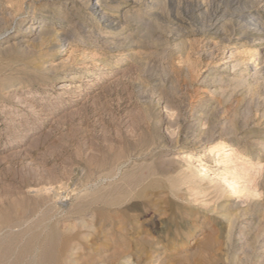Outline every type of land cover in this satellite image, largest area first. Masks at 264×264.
<instances>
[{"label":"rangeland","instance_id":"rangeland-1","mask_svg":"<svg viewBox=\"0 0 264 264\" xmlns=\"http://www.w3.org/2000/svg\"><path fill=\"white\" fill-rule=\"evenodd\" d=\"M100 1L0 0V264H264L254 0Z\"/></svg>","mask_w":264,"mask_h":264},{"label":"bare ground","instance_id":"bare-ground-1","mask_svg":"<svg viewBox=\"0 0 264 264\" xmlns=\"http://www.w3.org/2000/svg\"><path fill=\"white\" fill-rule=\"evenodd\" d=\"M90 1V0H89ZM110 2L109 0H104V2ZM134 1V0H133ZM136 1V0H135ZM138 1V0H137ZM204 1V0H203ZM208 1V0H207ZM210 1V4H208L207 5V7H209L210 9H212L211 7H213L214 8V4H215V0H209ZM242 1V0H241ZM248 1V0H247ZM251 1V0H250ZM100 0H95V3L94 4H92L91 5V10L94 12V14H96L97 16H99V19L100 20H103V19H105L104 18V16L102 15V13H101V6H100ZM105 2V3H106ZM118 2V1H117ZM132 2V1H131ZM152 2V1H151ZM155 2H157L158 3V0L156 1L155 0ZM173 2V1H172ZM253 2V1H252ZM91 3V2H90ZM114 3V2H113ZM112 3V4H113ZM138 3V2H137ZM136 3V4H137ZM153 3V2H152ZM160 3V2H159ZM158 3V4H159ZM235 3H236V1H235ZM241 3V2H240ZM254 3H255V5H254V7L256 8L255 10H254V13H259L260 11H262L263 9H264V0H254ZM103 4V3H102ZM107 4V3H106ZM148 4H151V3H148ZM199 4V3H198ZM253 4V3H252ZM111 5V4H110ZM152 5V4H151ZM241 5V4H240ZM104 6V5H103ZM107 6V5H106ZM146 6V5H145ZM150 6V5H149ZM153 6V5H152ZM239 6V5H238ZM180 7V6H179ZM204 7H205V4L204 3H202V4H200L199 5V9L198 10H202V9H204ZM208 9V8H207ZM207 11V10H206ZM205 11V12H206ZM200 12V11H199ZM263 12V11H262ZM243 14H244V12H242ZM254 13H253V7H252V9H250V11H248V12H245V14H244V16H241V17H243L244 19H246V20H248V25H250V27L252 28V29H250L249 31H247V32H245L243 35H241V37L240 36H238V37H240V38H234V39H229V43L230 42H233L234 40L235 41H237V40H242V41H245V42H248V45L249 46H253V47H258V46H260V45H262L263 43H264V27H262V23H261V21H258V20H261V19H255L254 17ZM119 14V13H118ZM116 15L115 16V18L116 19H118V18H120V15ZM259 16V15H258ZM123 17V16H122ZM217 17V14L215 13V10H213V12H211V14H210V22H211V24H212V22H213V27H215L216 25H215V20L217 19L216 18ZM240 17V18H241ZM192 18V17H191ZM193 18H195V17H193ZM216 18V19H215ZM219 18V17H218ZM257 18V17H256ZM243 19V20H244ZM191 20V19H190ZM193 20V19H192ZM239 20H241V19H239ZM105 21V20H104ZM116 22V20L115 19H113V20H111V22H110V24L112 25V24H114ZM117 23V22H116ZM195 23V22H194ZM208 23V22H207ZM106 25V24H105ZM236 25V24H235ZM246 25V24H245ZM247 25V26H248ZM104 26V25H103ZM207 26H209V25H207ZM211 26V25H210ZM109 27V26H108ZM245 27V26H244ZM242 28V27H241ZM21 29V28H20ZM26 29H30L31 31H33L34 32V30H36L37 29V27H35V26H29L28 28H26ZM40 29V28H39ZM211 30V29H210ZM27 32H29V31H27ZM37 32V31H36ZM214 32V31H213ZM241 32V31H240ZM26 33V32H25ZM111 33V32H110ZM216 33V32H215ZM39 34V33H38ZM241 34V33H240ZM97 35L99 36V38H102V37H106L105 35H101V32L100 33H97ZM13 37V36H12ZM228 37V36H227ZM18 39V38H17ZM101 40V39H100ZM114 40V39H113ZM209 40V39H208ZM225 40V39H224ZM226 40H227V38H226ZM102 41H105V40H102ZM241 41V42H242ZM106 42V41H105ZM10 44V43H9ZM116 44V43H115ZM211 44H213V43H211ZM227 44V43H226ZM215 46V45H214ZM107 47H108V45H107ZM210 47V46H209ZM208 47V48H209ZM241 47V46H240ZM211 48V47H210ZM217 48V47H216ZM109 49V48H108ZM205 49V48H204ZM215 49V48H214ZM213 49V50H214ZM248 49V48H247ZM255 49V48H254ZM212 50V51H213ZM258 50V49H257ZM206 51V50H205ZM259 51V50H258ZM208 52H209V49H208ZM207 52V53H208ZM207 53H205V54H207ZM210 53V52H209ZM212 54L210 55L209 54V56H211V60H213L214 59V54H215V50H214V53L213 52H211ZM242 53H244V54H247V55H252L254 52L253 51H251V50H248L247 52L245 51V50H243V49H241V48H238L237 49V51L235 52V53H231L232 55L231 56H229V60H226V61H224L223 63H222V65H223V67L225 68V69H229L230 67V70L232 69V70H238V72H240V73H243V74H245V72L244 71H249L251 68H252V70L251 71H253V75L256 77V76H261V74H262V72H263V70H264V64H263V62L262 63H260V62H254V59L252 58V62H253V64H252V66H250V67H247L248 66V63H245V65H246V67H247V69L246 70H242V69H240V67L241 66H243L244 65V62H245V60H240V59H238V56H239V54L240 55H242ZM256 53V52H255ZM208 55V54H207ZM249 57V56H248ZM224 60V59H223ZM214 61V60H213ZM232 62H235V63H233L232 64V66H231V63ZM247 62V61H246ZM214 63V62H213ZM250 68V69H249ZM224 71V70H223ZM226 72V71H225ZM247 73V72H246ZM252 75V74H251ZM237 77H238V73H237V75H236ZM240 76H242L241 74H240ZM239 76V77H240ZM244 76H246V75H244ZM243 76V77H244ZM249 76V75H248ZM238 77V78H239ZM259 78H261V77H259ZM240 79H242V77L240 78ZM221 81V80H220ZM244 81V80H243ZM68 82V81H67ZM65 83V82H64ZM245 84V83H244ZM248 86V85H247ZM66 87H67V83L66 84H61L60 86H59V90L61 91V90H65L66 89ZM172 112V111H171ZM175 114V113H174ZM171 115V114H170ZM166 116H168V115H166ZM165 116V117H166ZM175 117V116H174ZM171 118V117H170ZM170 118H168L169 120H170ZM165 119V118H164ZM167 119V118H166ZM168 120V121H169ZM165 121V120H164ZM207 121V120H206ZM173 122V121H172ZM168 123V122H167ZM174 123V122H173ZM205 123H207V122H205ZM162 124V123H161ZM172 124V123H171ZM174 125V124H173ZM173 125H172V127H173ZM206 125V124H205ZM208 125V124H207ZM163 126V125H162ZM169 126V125H168ZM175 126H180V125H175ZM203 126V125H202ZM214 126V125H213ZM215 127V126H214ZM171 128V127H170ZM180 128V127H179ZM201 128H203V127H201ZM174 129H175V127H174ZM176 129H177V127H176ZM181 129V128H180ZM180 129H178V130H180ZM207 130V129H206ZM177 131V130H176ZM212 131V130H211ZM178 132V131H177ZM199 133H201V132H199ZM214 136V135H213ZM210 137V136H209ZM214 138H216V137H214ZM210 139H212V137H210ZM222 145H224V143L222 142V143H219V145H215L216 147H214V149H216V148H218L219 146H222ZM213 150V149H212ZM214 151V150H213ZM212 152V151H211ZM220 155H222L223 156V158H225L224 160V164H226V162H228L227 160L229 159V155H228V151L227 150H224L223 148L221 149V153H220ZM183 158V157H182ZM186 158V157H185ZM187 159H189V158H187ZM169 160H172V159H169ZM176 160V159H175ZM192 160V159H191ZM185 163H186V161L185 160H183ZM175 162V161H174ZM228 164V163H227ZM189 165V164H188ZM182 166V165H181ZM185 166H187V165H185ZM183 167H184V165H183ZM182 167V168H183ZM188 167V166H187ZM190 167V166H189ZM188 167V168H189ZM193 167V166H192ZM191 167V168H192ZM190 169V168H189ZM195 169V168H194ZM202 169H204V168H202ZM201 170V169H200ZM199 169L197 170L198 171V173L199 174H203L201 171H200ZM187 171V170H186ZM204 171H206V170H203V172ZM207 172V171H206ZM204 176V175H203ZM233 185H234V183H232ZM94 190V189H93ZM79 196V195H78ZM89 196V195H88ZM85 198V197H84ZM86 198H88V197H86ZM58 200V199H57ZM91 200H93V199H91ZM60 201V200H59ZM86 202H87V200H86ZM91 202V201H90ZM56 203V202H55ZM84 203H85V200H84ZM80 204H82V202L80 203ZM89 204V203H88ZM86 205V204H85ZM91 205V204H90ZM81 206V205H80ZM52 207V206H51ZM79 207V206H78ZM87 207H89V206H86V208ZM81 208V207H80ZM86 208H84V210L86 209ZM51 209H53V207L51 208ZM50 209V210H51ZM60 209V208H59ZM75 209L77 210V207H75ZM79 209V208H78ZM83 208H81V209H79V211L80 212H82L81 210H82ZM90 209V208H89ZM62 210V209H61ZM88 210V209H87ZM86 210V211H87ZM78 211V210H77ZM78 211V212H79ZM54 212H55V209H54ZM53 212V213H54ZM57 212V211H56ZM60 213H61V211H59ZM63 212V211H62ZM85 212V211H84ZM50 213H52V212H50ZM49 212L47 213L48 215L50 214ZM57 215H59L58 213H57ZM61 215V214H60ZM62 217H63V215H61ZM52 217H54V216H52ZM56 217V216H55ZM54 217V218H55ZM59 216H57V218H58ZM42 218H44V217H42ZM47 219H48V217H47ZM45 220H46V218H45ZM45 220H43V221H45ZM80 220V219H79ZM38 221H40V219L38 220ZM41 221H42V219H41ZM42 221V222H43ZM51 221V220H50ZM82 221V220H81ZM36 224V223H35ZM49 224H51V223H49ZM58 224V223H57ZM37 226H38V224H36ZM50 226V225H49ZM84 226V225H83ZM36 227V226H35ZM87 227V226H86ZM32 228H34V227H32ZM85 228V227H84ZM31 229V228H30ZM87 229V228H86ZM48 233H50V232H48ZM94 234V233H93ZM91 235V234H90ZM9 236V235H8ZM7 236V237H8ZM13 236V235H12ZM11 235H10V239L12 240L13 239V237H12ZM6 237V236H5ZM12 237V238H11ZM73 237V236H72ZM33 238V237H32ZM48 238V240H49V243H50V240L51 239H49V237H46V239ZM4 239V238H3ZM53 239V241H55L54 240V238H52ZM70 239V238H69ZM0 240H2V239H0ZM6 240V239H5ZM7 240H9V238L7 239ZM6 240V241H7ZM57 240V239H56ZM4 242V244L5 243H8V241L7 242ZM58 241V240H57ZM46 242V241H45ZM48 242V241H47ZM1 243V242H0ZM54 243L55 242H53V245H54ZM57 243V242H56ZM2 244H3V242H2ZM2 244H0V245H2ZM4 244H3V246H4ZM31 244V243H30ZM51 244V243H50ZM58 244H59V242L56 244V247H59L58 246ZM28 245V242L26 243V246ZM52 245V246H53ZM10 247H11V244L9 245ZM30 246V245H29ZM48 246V245H47ZM2 247V246H1ZM25 247V246H24ZM24 247H22L23 248V251H26V250H28V247L27 248H25L26 250H24ZM44 247V246H43ZM46 247V246H45ZM54 247V246H53ZM14 248L15 247H13V248H9V249H7V250H9V251H7V252H10L11 251V249L12 250H14ZM21 248V249H22ZM47 248V247H46ZM52 248V247H51ZM20 249V248H19ZM20 249V250H21ZM41 249H43V248H41ZM58 249V248H57ZM56 249V251L59 253V251ZM60 249V248H59ZM5 250H6V248H5ZM4 250V252H6ZM45 250V249H44ZM47 250V249H46ZM45 250V251H46ZM89 250H90V248H89ZM23 251H22V253H23ZM30 251V250H29ZM6 252V253H7ZM14 252H15V250H14ZM19 252V253H18ZM18 255L21 253L19 250H18ZM27 252V251H26ZM26 252H24V253H26ZM44 252V251H43ZM66 252V251H65ZM23 253V254H24ZM60 253H62V252H60ZM2 254H3V252H2ZM1 254V255H2ZM10 254V253H9ZM44 254H45V257L48 259V257H51V255H52V251H50V253L49 254H51V255H48L47 254V256H46V253L44 252ZM66 254V253H65ZM11 255V254H10ZM18 255H16L15 256V258H17V257H20V256H22L23 257V255H20V256H18ZM43 255V254H42ZM7 256H9V255H6V257ZM24 256H25V254H24ZM27 256V255H26ZM40 256V255H39ZM54 255H52V257H53ZM59 256V255H58ZM2 257V256H1ZM4 257H5V255H4ZM22 257H20L19 258V260L18 261H20V259L22 258ZM51 257V258H52ZM57 257V256H56ZM14 258V259H15ZM26 258V257H25ZM55 258V257H54ZM59 258V257H58ZM1 259V258H0ZM8 259V258H7ZM13 259V258H12ZM14 259H13V261H14ZM55 259H57V258H55ZM23 260L24 259H22V262H23ZM53 260V259H52ZM16 261V260H15ZM14 261V262H15ZM32 261H34V260H32ZM38 261H39V259H38ZM55 261V263H56V260H54ZM1 262V261H0ZM13 262V263H14ZM17 262V261H16ZM21 262V261H20ZM43 263H44V261H42ZM7 263V262H6ZM5 263V264H6ZM24 263V262H23ZM22 263V264H23ZM47 263H48V261H47ZM49 263H53V262H50L49 261ZM54 263V264H55ZM10 264H11V262H10ZM16 264H18V263H16ZM21 264V263H20ZM46 264V263H45ZM56 264H58V260H57V263Z\"/></svg>","mask_w":264,"mask_h":264}]
</instances>
